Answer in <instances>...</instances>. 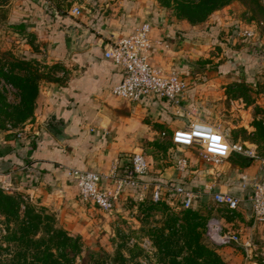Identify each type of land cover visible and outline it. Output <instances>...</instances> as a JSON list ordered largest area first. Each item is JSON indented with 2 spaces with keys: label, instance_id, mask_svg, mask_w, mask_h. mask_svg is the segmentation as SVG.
Returning <instances> with one entry per match:
<instances>
[{
  "label": "rangeland",
  "instance_id": "obj_1",
  "mask_svg": "<svg viewBox=\"0 0 264 264\" xmlns=\"http://www.w3.org/2000/svg\"><path fill=\"white\" fill-rule=\"evenodd\" d=\"M50 1L65 9L74 4L89 8L95 0ZM154 1L171 23L186 28L219 26L218 42L210 48L213 59L198 68L203 72L196 80L200 85L195 91L198 108L232 142L253 144L264 158V0H224L223 6L204 18L197 5L216 0ZM21 4L20 0H0V138L9 134L20 139V133H29L27 125L34 119L23 121L24 115L18 108L26 115L31 107H24L23 102L33 100L35 109L41 89L66 77L61 63L51 62L44 54H24V46L19 42L23 33L16 27L21 19L17 16L22 14L18 11ZM188 4L190 8L185 7ZM246 30L253 35H245ZM27 34L28 40L35 43L33 34ZM37 44L36 50L42 46ZM225 63L232 64V71L227 74L221 67ZM162 144L171 151L177 150L168 137ZM199 149H181L190 163L187 178H176L180 174L176 170L167 183L159 181L168 187L184 183L206 193L202 206L196 210L171 202L169 198L174 195L170 188L159 200L154 198L151 185L137 193L120 192L114 208L104 211L82 201L79 194L74 197L76 201L64 202L55 193L19 188L15 183L8 187L5 178H1L0 190L13 198V204L0 205V264H37L34 240L44 238L42 244L56 248V230L76 238L80 246L76 254L79 264H194L193 260L215 264L208 259H196L193 250L197 243L208 254H219L225 264H264V222L251 218L246 202L232 211L215 197L218 192L239 189L241 177L255 172L259 162L250 159L245 164L243 159L233 158L231 163V158L214 165L206 161ZM154 155L160 162L161 154ZM173 157L164 156V164L172 165ZM37 214L42 217L38 227ZM214 219L225 230L239 232L250 245L217 247L206 234L207 224ZM24 226H28L30 233ZM26 247L28 257L24 256ZM66 252L73 254L69 247ZM186 258L195 259L186 263Z\"/></svg>",
  "mask_w": 264,
  "mask_h": 264
},
{
  "label": "crops",
  "instance_id": "obj_2",
  "mask_svg": "<svg viewBox=\"0 0 264 264\" xmlns=\"http://www.w3.org/2000/svg\"><path fill=\"white\" fill-rule=\"evenodd\" d=\"M20 3L18 11L22 14L17 15L21 19L16 27L23 33L19 42L24 46V54L32 57L44 54L51 62L61 63L66 77L41 89L34 120L27 125L29 133H20V139L9 134L0 138V175L10 176L12 184H18L19 188L55 193L64 202L76 201L74 197L79 191L71 171L100 172L109 176L108 184L118 191L116 178L124 176L134 153L144 152L150 172L142 177L143 181L151 186L159 182L157 179L167 183L176 173L177 153L184 152L176 144L175 151L163 147V140L167 137L172 140L175 130L192 122H209L198 108L195 91L200 85L196 80L203 73L199 66L203 62L208 65V59H213L210 48L218 42L219 26L186 28L171 23L154 0H95L89 8L74 4L65 9L50 6L47 0H20ZM76 7L81 8L80 15L72 13ZM143 20L153 22V64L166 72L179 70L188 82L179 104L172 105L161 97L130 102L113 93L112 88L122 81L123 74L116 63L105 57V44L125 36ZM27 33L33 34L35 43L28 40ZM76 35L84 37V48L79 52L71 51V41ZM38 42L42 46L36 50ZM221 67L226 74L232 71V64ZM54 119L63 124L68 136L64 142L46 127ZM154 153L161 154L160 162ZM167 155L174 156L172 165L164 164ZM231 158V163L233 158H240L246 164V157ZM189 167L176 178H187ZM193 179L191 183L195 186ZM238 187L232 193L241 197L247 194V190ZM125 192L137 193L121 190Z\"/></svg>",
  "mask_w": 264,
  "mask_h": 264
},
{
  "label": "built area",
  "instance_id": "obj_3",
  "mask_svg": "<svg viewBox=\"0 0 264 264\" xmlns=\"http://www.w3.org/2000/svg\"><path fill=\"white\" fill-rule=\"evenodd\" d=\"M52 6V2L47 0ZM72 13L80 15L81 8H73ZM153 22L143 20L136 24L135 28L118 40L105 44V57L117 64L123 74L122 81L112 88L113 93L130 102H141L144 98L161 97L167 99L172 105L180 103V98L186 93L188 82L185 76L176 69L166 72L157 68L152 57L154 46L151 41ZM245 35L252 36L251 30H246ZM172 141L180 148H196L209 163L216 165L221 161H228L233 155L257 160V170L253 174H244L241 177L240 187L247 190L242 197L232 192L222 191L215 194L216 199L229 210H236L243 202L249 204L251 218L255 222H264V158L260 156L257 148L251 144L232 142L228 136L215 125L206 121H195L184 128L175 130ZM176 170L184 173L190 163L183 153L176 157ZM150 172V162L144 152H136L126 165V173L123 177L116 178L118 191H114L108 184L109 176L94 170H73L70 172L73 181L78 187L81 200L90 203L101 210L111 211L115 200L122 189L136 190L151 183L143 181L142 177ZM5 178L8 187L12 186L10 176L0 175ZM154 186V198L159 200L167 195L168 188L173 193L169 199L175 201L184 208H196L202 206V200L206 193L201 190L189 189L182 184L168 187L156 182ZM174 198V199H173ZM207 237L217 247H226L232 244L247 247L249 240H243L237 231H227L217 221L207 224Z\"/></svg>",
  "mask_w": 264,
  "mask_h": 264
},
{
  "label": "trees",
  "instance_id": "obj_4",
  "mask_svg": "<svg viewBox=\"0 0 264 264\" xmlns=\"http://www.w3.org/2000/svg\"><path fill=\"white\" fill-rule=\"evenodd\" d=\"M226 2L224 0H216L215 2L210 3L209 1L207 2V5L202 6L201 4H198L197 6L201 7L200 13L202 14V18L208 16L209 14H211L214 10L218 9L219 7L223 6ZM187 8L191 7V4H188L187 6H185ZM32 57V56H31ZM26 59V58H25ZM249 72V71H248ZM26 88V86H24ZM39 88L36 87V95L35 97H37V94L39 93ZM23 106L24 107H31L30 111H28V113L25 115L20 108H18V111L21 112L24 116H22L21 119H23V121L29 120V119H34V102L31 99L26 100L25 102H23ZM246 164L248 162V160H250L249 158H246ZM244 160V161H245ZM148 179V178H146ZM157 181H166L164 179H157ZM183 186H185L186 188L192 189V186L190 185H186L184 183H182ZM5 204H13V198L11 196H8L7 194H4L3 191L0 190V205L2 207H4ZM192 210H196V208H191ZM36 218L39 219V222L37 224H35L37 227L39 226L40 223V218H42L40 215H35ZM29 226V225H28ZM28 226H24L23 229L26 230V232L30 233L29 230H27ZM55 232H57V234H55V244L57 247L56 248H51V246H46L44 244H42V242H44V238L39 239V240H34V244L35 245V252L34 254H37L35 256V258L37 259L38 263L37 264H79L77 263V256L76 254H78L80 252V246L77 244L76 238L74 236L69 235L68 233H66L65 231H61V230H56ZM35 233V232H33ZM28 244V243H27ZM69 247V249L72 250L73 254H70L68 252H66V248ZM28 247L25 248V252H24V256L28 257V250H26ZM193 252L196 254V259L198 258H204L205 260H209V262H215V264H225L224 261L222 260V258L219 256V254H217L216 252H211L210 254L207 253V249L202 246L201 244L197 243V247L195 250H193ZM214 257L215 259H212V257ZM193 259L195 258H191L188 259L186 258L185 261L186 263H190ZM194 261V262H193ZM192 262L194 264H202L199 261H195L193 260ZM191 262V263H192ZM177 263V262H176ZM213 264V263H212Z\"/></svg>",
  "mask_w": 264,
  "mask_h": 264
},
{
  "label": "water",
  "instance_id": "obj_5",
  "mask_svg": "<svg viewBox=\"0 0 264 264\" xmlns=\"http://www.w3.org/2000/svg\"><path fill=\"white\" fill-rule=\"evenodd\" d=\"M83 35H76L73 40L71 41V51H81L84 48L83 43ZM46 127L50 132L55 134L57 139L61 142H64L66 138L68 137L65 133V129L63 127V124L59 123L58 119H54L48 123H46Z\"/></svg>",
  "mask_w": 264,
  "mask_h": 264
}]
</instances>
